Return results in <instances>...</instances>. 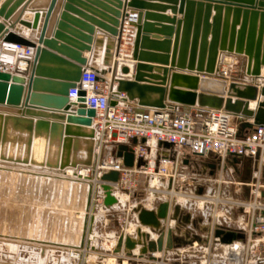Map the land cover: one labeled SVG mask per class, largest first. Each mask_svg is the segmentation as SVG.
I'll return each instance as SVG.
<instances>
[{
    "label": "crops",
    "instance_id": "0c3cea01",
    "mask_svg": "<svg viewBox=\"0 0 264 264\" xmlns=\"http://www.w3.org/2000/svg\"><path fill=\"white\" fill-rule=\"evenodd\" d=\"M5 1L6 0H0V6ZM18 1L19 0H12L7 9L9 10ZM51 1L52 0H21L8 19L0 16V23H4L8 31L17 33L26 39H35L43 26L44 16L40 17L36 30L22 26L20 20L26 19L32 23L35 12L40 11V13L44 15ZM226 3L232 4L228 14L233 23L234 39H237L239 36V32L245 21L244 42H248L249 40L248 35L250 29L252 28L254 30L255 50L257 44H259L258 49L261 60L259 65L260 75L255 76L247 74L248 56L245 54L219 50L218 65L221 70H227L228 74L233 79L237 78L241 83L254 84L258 87V96L255 100H250L249 106L251 109L257 110L259 104L264 102V0H57L48 21L45 39L52 42V45L48 46V49L52 52L58 54L64 53V48L80 52L83 57L89 59V65L86 68H111L115 60L119 61L117 58L120 54L119 44L117 38L104 30L99 23H107L109 17L115 18L113 11H119L121 14L127 15V20L130 19L129 16H135L132 12L141 13L139 53L142 52L151 55L150 57L157 56L158 58L168 55V61L163 63L160 60H155V58L139 60V56L137 57L138 59H134L133 45H131L123 52V57L120 58L117 76L127 80H134L138 73V65H144L145 68L139 70L140 74L143 76L137 83L139 85H154L155 87L163 88L164 100L167 105L166 109L173 113H180L192 106H185L178 102L170 101V96H173L175 92H199L202 87L207 86V83L202 82V78L205 77L202 72L198 74L196 70H188L190 49L188 50L186 58L187 65H185L184 69L178 68L181 38L187 10L189 9L192 11L193 27L195 21L199 17L201 20H204L208 11L211 17L220 15L222 18L221 22L223 23L226 10H228ZM200 4H202V7H200ZM209 5L210 10L208 8ZM83 25H86L88 28ZM138 26L137 23L132 22V24H130L133 37L137 32ZM82 35L91 37L92 43L88 44V42L85 41L86 39L82 38ZM177 35L178 40L176 38ZM4 36L5 33L3 32L0 35V41L3 40ZM208 41H210V37ZM7 44L8 43L5 42L0 43L1 56L3 57L8 54V50L6 49ZM80 45H91L92 50L89 51L80 48ZM164 45L168 46V49L162 48ZM174 54L176 55V59L173 62L172 57ZM65 57L68 58L67 55ZM32 60H18L13 64L7 62L6 65L8 70L24 75L28 79L31 71L30 62ZM46 65L53 69H69V67L65 65L56 63H47ZM123 66L128 67L127 73H121L120 67ZM253 67L254 64L252 68ZM175 73L187 74L188 76L186 78L174 77ZM187 79H189V82ZM190 79L192 81H190ZM231 81L232 79L228 80L226 89H228ZM191 85H196L197 89H191ZM117 87L118 82H115L111 98V101L115 104L124 102L140 110H154L152 107L141 106L138 97L131 99L125 92H122L125 96H121L117 92ZM27 91L28 80L24 85V93L22 96L23 103ZM145 94L146 100L151 102L161 97L160 92L155 90L145 91ZM173 97L177 99L176 96ZM1 107H3V110L0 109V114L5 117L21 116V114L12 111L13 106L0 104V108ZM236 120L240 128L244 131L251 130L256 126L253 123V118L244 119L237 117ZM64 123L67 124L66 121H64ZM8 129V135L14 142L11 144V141H9L8 145L11 144L14 147L16 146V149L20 147V152L26 153L28 134L15 130L12 122L9 123ZM125 144L131 148L137 145L147 146V157L149 158L168 159L173 157L172 147L165 144L156 145L152 141L143 139H137L136 142L135 139H133ZM119 158L123 161V157ZM139 161L140 160L135 157L134 165H137ZM31 168L40 170L41 172L42 170H49L51 173L55 171L44 167ZM27 171L29 172L28 174L37 173L31 170ZM183 173L194 175V177H192L193 183L191 182L189 188L187 187V192L190 193V195L195 193L196 195L207 197L221 196L223 198L238 201L248 200L252 198V190L254 188L252 184L255 182L264 184V158L254 159L247 156H227L225 158H220L213 153L193 155L190 154L189 151H186L180 165V176L185 177L186 174ZM143 176L147 177V175H141L140 178ZM183 177H181V180ZM162 179L169 182V180L164 177H162ZM82 183L83 182H81V184ZM43 184V181H41V188L44 189L43 186L46 188V191L43 192L47 196L42 203L48 206V184ZM55 184L57 185L55 209L58 212L61 210L59 208V205H61L59 204V198L60 196L62 197L64 192V183L58 181ZM84 184H86V182H84ZM123 190V185L114 188L113 193L118 199V203L114 205L105 206L104 203L101 202H94L92 204L91 213L88 218L89 225H91L92 231L94 228V231L97 233V236L91 234V237H89V243L92 247V261L94 260L101 264H130L131 262H133L132 264H138L155 256L164 255L169 259L175 260H197L190 264H226L227 254L231 244L238 240L246 239H248L251 248L249 264H258L259 259L264 256V233L255 234L251 237L248 235L247 221L251 215V211L234 204L214 203L212 200L206 201L205 204L200 203L197 209H193L192 207L188 208L182 203L173 205L172 202L169 201L168 218L163 220V227L165 228L166 235L164 239V249L162 251L154 253L148 252L140 256L139 249H141L142 246L138 245L132 250L131 256L127 255L124 251L115 253L114 250L118 237L122 231V226H124L129 235L132 236H136V229L138 227L150 233V238L152 240H157L159 235L158 231L140 224L139 213L141 209L157 210L160 204L157 206H151V203H146L144 205L139 204L138 206L132 205L129 203V198L130 194L133 192L122 193ZM96 194L100 196L104 195L101 190ZM150 195L147 199L148 202H152L154 199L149 200ZM186 197L184 196L186 200H189L192 196L186 195ZM61 200L63 201V198ZM260 202L264 203L263 194L260 198ZM177 205L180 206L178 215L175 214ZM126 215L128 216L126 222L123 225L120 224L118 222L119 217ZM46 222L48 223V220ZM62 223L64 224V222ZM63 224L59 226L64 227ZM44 227L45 228L41 229V234L43 231L44 233H48V225L46 224ZM168 229L172 231V241L170 243H167L166 238ZM218 230L222 231L219 235L216 233ZM229 233H234L235 237L227 240L226 235ZM32 239L36 241L34 244H39L41 246L40 251L42 253L51 252L53 249H60L65 259V264H79V260L69 256L68 249L83 243L84 238L81 237L79 241L73 243L65 241L63 237L62 240ZM108 259L113 261V263L109 262Z\"/></svg>",
    "mask_w": 264,
    "mask_h": 264
},
{
    "label": "water",
    "instance_id": "95a60500",
    "mask_svg": "<svg viewBox=\"0 0 264 264\" xmlns=\"http://www.w3.org/2000/svg\"><path fill=\"white\" fill-rule=\"evenodd\" d=\"M12 0H6L0 6V16L8 19L14 12L16 6L21 2L19 0L9 10L7 9ZM57 0H52L48 6V10L43 15L40 11L34 14L33 22L21 19L20 24L24 27L36 30L38 28L41 16H44V23L39 35L35 39H26L17 33L8 31L4 23H0V35L4 32L5 36L0 43H17L34 48L35 55L30 62V76L14 73L8 70L7 65L2 61V53L0 51V104H7L13 106L14 112L21 114V116H4L0 114V159L6 161H14L16 163L26 164L28 166L44 167L48 169L64 170L68 167L76 168L78 166H91L95 160V128L93 127V118L96 111L93 108H88L85 103V91H80V97L77 101H72L69 98V90L75 87L76 82L81 79L82 73L89 65V59L83 57L80 52L64 48V53H55L48 49L52 42L46 40V32L48 21L55 7ZM202 4H200V7ZM115 18L109 17L107 23L100 22V26L109 34L117 38L119 47L123 32L124 23L127 15L121 14L119 11H113ZM135 16H129L130 23H137L139 26L133 40V57L139 60L145 58H155L163 63L168 61V55L150 57L149 54L139 53L141 40V13L132 12ZM132 20V21H131ZM216 24L213 25V34L209 39V16L208 13L204 20L199 17L195 21L193 27L192 11L189 9L185 15L184 30L181 38V45L179 51L178 68L184 69L188 50L190 49V61L188 64L189 71L202 72L205 76L202 82L207 83L206 87H202L199 92L187 91L191 94V98L186 99L175 98L172 95L169 100L178 102L185 106H199L204 108L225 109L234 115L250 119L253 118L255 125H264V102H261L257 110L251 109L250 100H255L258 96V87L254 84L241 83L232 80L227 88V78H218L215 75L217 72L221 74L220 66L218 65L219 50L227 52H235L237 54H245L248 56L247 74L255 76L260 75V57L259 44L254 49V30L249 31V40L244 42V32L246 28V21L243 24L239 36L234 39V28L232 36L229 38L223 33L222 37L220 30L216 33L215 27L219 20H214ZM64 26V25H62ZM88 28L86 25H83ZM218 30V28H217ZM83 36V35H82ZM88 44L92 43L91 37L83 36ZM178 40V35H177ZM76 44V43H75ZM80 48L92 50L91 45H80ZM168 49V46L162 47ZM168 51V50H166ZM199 54V55H198ZM68 56L65 57V56ZM198 55V59H197ZM176 55L172 57V61L176 59ZM198 60V62H197ZM197 62V63H196ZM264 62V58H263ZM47 63H56L65 65L69 69L50 68ZM254 64V67L252 68ZM101 74V79L107 73L112 74L111 87L114 89V83L118 82L117 92L127 93V95L134 99H140L141 106L152 107L154 111L166 109L167 105L164 100V89L155 87L154 85H139L137 82L141 80L142 74L139 70L145 68L144 65H138L137 75L134 80H127L123 77L117 76L119 70L118 61H114L110 68H95ZM121 73H127L128 67H120ZM165 73V72H164ZM219 74V75H220ZM187 74L175 73L174 77L186 78ZM198 78V77H196ZM28 80V91L25 101L23 103L22 96L24 93V85ZM209 84H217L215 87ZM192 86V85H191ZM191 89H197L193 85ZM158 91L161 94L160 99L151 102L146 100L145 91ZM264 92V89H263ZM177 93V92H175ZM23 103V104H22ZM111 104L115 103L111 101ZM23 105V106H22ZM20 106V107H17ZM16 107V108H15ZM12 108V107H10ZM3 110V107L0 108ZM66 121L67 124L64 123ZM12 122L15 130L21 133H27L26 154L24 156L4 154L3 147H7L8 142L11 141L9 137L8 125ZM145 140V139H143ZM137 139H135V142ZM7 144V145H6ZM171 146L170 143H164ZM14 148V146H13ZM81 154V155H80ZM117 155L123 157V163L127 167L134 166L135 153L133 148L126 144L119 145ZM140 161L138 165H140ZM101 179L105 182L102 185L104 190L105 206H111L118 203L117 197L114 195V186L111 183H116L120 179V172L111 170L103 173ZM92 188H89L87 211L91 207ZM170 202L163 201L160 203L157 210L141 209L139 213V221L143 226H148L153 230L159 232L157 240H152L151 234L143 231L140 227L136 229V236L125 233H120L114 252L120 253L124 251L127 255H132L138 245L142 246L139 249L140 256L148 252H157L164 249L165 228L163 227V220L168 218ZM180 212V206L177 205L175 214ZM218 230L217 235L221 234ZM172 231H167V243L172 241ZM234 233L226 235V239L234 238Z\"/></svg>",
    "mask_w": 264,
    "mask_h": 264
},
{
    "label": "built area",
    "instance_id": "2783aa9c",
    "mask_svg": "<svg viewBox=\"0 0 264 264\" xmlns=\"http://www.w3.org/2000/svg\"><path fill=\"white\" fill-rule=\"evenodd\" d=\"M129 19L125 20L121 43L119 47L120 56L133 43ZM7 56H10L9 63H16L18 60L30 61L34 57V48L17 43H8ZM6 56V55H5ZM119 63V61H118ZM221 75L229 79L227 70L222 69ZM101 74L93 68H85L81 79L76 82L75 87L69 90V98L77 101L80 91H85L84 96L88 108H93L96 115L93 118L95 128V160L91 166H78L73 168L74 173L70 175L78 180L86 182L92 188L91 204L103 203L104 195L96 194L103 191L105 183L101 176L111 170L120 172V179L111 183L114 188L123 185L124 189H135L139 186L140 176H158L168 179L171 184L180 177V165L186 151L193 155H206L213 153L220 158L227 156L251 157L254 159L264 158V125H256L253 129L240 133V126L236 118L238 116L225 109L204 108L192 106L180 113H173L167 109L159 111L140 110L119 102L111 104L113 89L111 87L112 74L107 73L104 79ZM125 96L124 93L120 94ZM133 139H145L156 145L168 142L173 150L172 158H149L148 147L137 145L133 147L136 159L140 165L127 167L117 156L119 145L129 143ZM155 178V177H154ZM252 198L248 200H232L221 196H200L196 197L214 203H228L251 211L247 221L248 235L264 233V203L260 202L264 195V184L255 182L252 184ZM128 216L119 217L118 222L124 224ZM90 234L85 235L83 243L68 249L69 256L79 260V264H101L92 261V247L89 243L92 228L88 226ZM90 230V231H89ZM121 232L129 234L122 226ZM247 235V233H246ZM245 235V236H246ZM250 244L248 239L238 240L232 243L227 254L226 264H249ZM138 264H190L184 260H172L164 255L155 256ZM264 264V256L258 261Z\"/></svg>",
    "mask_w": 264,
    "mask_h": 264
},
{
    "label": "rangeland",
    "instance_id": "374dc122",
    "mask_svg": "<svg viewBox=\"0 0 264 264\" xmlns=\"http://www.w3.org/2000/svg\"><path fill=\"white\" fill-rule=\"evenodd\" d=\"M226 4L228 10H226L223 23L221 22L222 18L220 15L211 17L208 11L210 39L214 30L213 25L216 24L214 23L215 19L219 20V27L218 25L215 27V32L217 33L220 30L221 37L224 32L227 37L230 38L232 36L233 23L228 14L232 4ZM208 8L210 10V5ZM219 74L217 72L215 74L217 75L216 77L223 78ZM229 79L238 81L237 78L233 79L230 77ZM6 150L7 148L5 146L2 152L8 154ZM8 155H15L13 147L12 149L10 148V154ZM19 156H21V152H19ZM27 170L37 172V175L33 173L28 174L29 172ZM74 171V169H67L68 174L71 172L74 173ZM186 175L185 177H178L174 184H171L170 181L168 182L165 179L163 180L162 177L143 176L140 178L138 187L135 189H124L122 193L132 191L133 193L130 194L129 203L136 206L146 203H151V206H157L163 201H170L173 205L182 203L188 208L192 207L193 209H197L200 203L205 204L206 202L197 198L195 193L190 195L187 192V187L189 188L190 183H193L192 177L194 175ZM181 177H183L182 180ZM41 181L44 184H48V206L42 203L45 201L47 195L43 192L46 191V188L44 186V189L41 188ZM58 181L64 183V192L62 197L60 196L59 198V204H61L59 208L61 210L57 212L55 209L57 185L55 183ZM81 182L83 183L81 184ZM88 187V184H84V181L78 180L70 175L68 176L62 171H53L51 173L49 170H42L41 172L40 170L31 168V166H24L22 163L0 159V264H65V259L60 249L52 248L53 251L42 253L40 251L41 246L34 244L36 241L32 238L62 240L63 237L65 241L73 243L79 241L81 237L84 238L85 235L90 234L88 232V229H90L88 227V218L91 213L92 204L90 211H87L88 192L90 188ZM149 195V200L154 198L152 202H148L147 200ZM186 195L192 197L186 200L184 198ZM62 198L63 201L61 200ZM47 220L48 223L46 222ZM46 224L48 225V233H44L43 231L41 234V229L45 228L44 226ZM61 224L64 227H60L59 225ZM91 234L97 236L94 228ZM108 261L113 263L109 259ZM194 261L197 260H186L188 263Z\"/></svg>",
    "mask_w": 264,
    "mask_h": 264
},
{
    "label": "bare ground",
    "instance_id": "6f19581e",
    "mask_svg": "<svg viewBox=\"0 0 264 264\" xmlns=\"http://www.w3.org/2000/svg\"><path fill=\"white\" fill-rule=\"evenodd\" d=\"M123 57V56H122ZM2 59H3V61H4V63L6 64L7 62L9 63V60H10V56H2ZM121 60V59H120ZM119 60V61H120ZM121 63V62H120ZM188 80V82H189V79H187ZM190 81H192L191 79H190ZM217 84H209V86H212V87H215ZM174 96H176L177 98H181V99H186V98H188V97H190L191 98V94L190 93H179V92H177V93H174ZM11 144H12V142H11ZM11 144H9V145H7V150H6V152H8V154H10V148L12 149V145ZM0 149H1V146H0ZM22 150V149H21ZM19 152H20V147H18L17 149H16V146L14 147V153L16 154V155H18L19 154ZM26 153H21V156H24ZM25 165V164H24ZM31 167H36V166H31ZM38 168V167H37ZM39 168H43V167H39ZM67 169H73V167H68V168H66V169H64V170H61L62 172H66V170ZM51 170H55V171H60V170H58V169H51ZM73 171V170H72ZM68 174V173H67ZM79 180H81V179H79Z\"/></svg>",
    "mask_w": 264,
    "mask_h": 264
},
{
    "label": "trees",
    "instance_id": "16d2710c",
    "mask_svg": "<svg viewBox=\"0 0 264 264\" xmlns=\"http://www.w3.org/2000/svg\"><path fill=\"white\" fill-rule=\"evenodd\" d=\"M247 125H248V124H247ZM247 125H246V126H247ZM243 132H244V130H242V129L240 128V133L243 134Z\"/></svg>",
    "mask_w": 264,
    "mask_h": 264
}]
</instances>
